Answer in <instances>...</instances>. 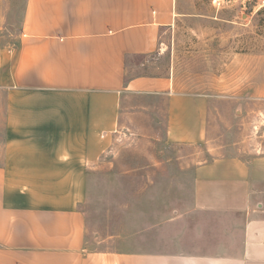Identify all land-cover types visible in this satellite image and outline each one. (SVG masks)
Segmentation results:
<instances>
[{"label":"crops","instance_id":"crops-1","mask_svg":"<svg viewBox=\"0 0 264 264\" xmlns=\"http://www.w3.org/2000/svg\"><path fill=\"white\" fill-rule=\"evenodd\" d=\"M175 16L176 0H0V264H264V155L195 167L191 209L222 219L174 251L87 248L90 167L123 95L152 84L126 79V57L154 51ZM206 120L203 96L169 94L165 143L204 142Z\"/></svg>","mask_w":264,"mask_h":264},{"label":"rangeland","instance_id":"rangeland-1","mask_svg":"<svg viewBox=\"0 0 264 264\" xmlns=\"http://www.w3.org/2000/svg\"><path fill=\"white\" fill-rule=\"evenodd\" d=\"M136 77L152 84L123 95L120 126L88 173L81 208L93 251H174L200 234L199 221L222 219L191 209L194 169L264 155V0H176L156 49L128 62L126 79ZM171 93L206 99L204 142L165 143ZM228 231L241 235L236 222Z\"/></svg>","mask_w":264,"mask_h":264},{"label":"trees","instance_id":"trees-1","mask_svg":"<svg viewBox=\"0 0 264 264\" xmlns=\"http://www.w3.org/2000/svg\"><path fill=\"white\" fill-rule=\"evenodd\" d=\"M129 61H130L129 57L128 58L126 57V65L128 64Z\"/></svg>","mask_w":264,"mask_h":264}]
</instances>
